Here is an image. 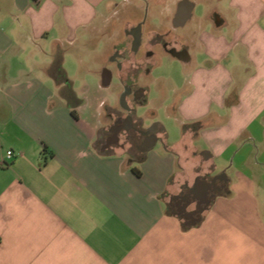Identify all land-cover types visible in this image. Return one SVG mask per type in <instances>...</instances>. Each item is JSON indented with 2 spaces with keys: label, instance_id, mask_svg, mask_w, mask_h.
<instances>
[{
  "label": "crops",
  "instance_id": "1",
  "mask_svg": "<svg viewBox=\"0 0 264 264\" xmlns=\"http://www.w3.org/2000/svg\"><path fill=\"white\" fill-rule=\"evenodd\" d=\"M143 19L144 85L156 34L192 67L167 101L164 87L145 97L176 135L160 123L128 160L97 147L106 101L72 88L74 108L53 71L70 81L66 59L97 31ZM209 174L228 187L189 227L171 201ZM0 264H264V0H0Z\"/></svg>",
  "mask_w": 264,
  "mask_h": 264
},
{
  "label": "flooded vegetation",
  "instance_id": "2",
  "mask_svg": "<svg viewBox=\"0 0 264 264\" xmlns=\"http://www.w3.org/2000/svg\"><path fill=\"white\" fill-rule=\"evenodd\" d=\"M125 41H120L113 45L111 52L107 56V61L113 66V70L105 68L104 75L106 83L112 82L116 77L122 86V101L125 105L115 113H109L113 123L103 140L101 149L105 152L121 151L129 160H136L143 154L142 150L152 143L161 140L163 127L160 123L146 126L143 119L137 116V109L144 106L145 97L150 92V85H144L141 81V70L144 65L152 68L150 60L155 58L153 50H146L145 43V21L144 19L131 28L125 30ZM150 43L160 46L164 50L163 54L180 58L186 61V49L177 50L170 48L171 42L168 34H156ZM162 55V54H161ZM156 65H160V58ZM137 153L135 154L134 153ZM138 157H137V156ZM201 183H210L208 197L197 195L193 188L182 190L181 193L171 201V208L184 224L192 223L196 219L202 218L199 214L206 207V202L210 201V206L217 196L226 191L228 182L224 174H209L200 177ZM203 190V186H201ZM194 209L190 210V206Z\"/></svg>",
  "mask_w": 264,
  "mask_h": 264
},
{
  "label": "rangeland",
  "instance_id": "3",
  "mask_svg": "<svg viewBox=\"0 0 264 264\" xmlns=\"http://www.w3.org/2000/svg\"><path fill=\"white\" fill-rule=\"evenodd\" d=\"M129 4L130 2H127L121 9L124 10V8L128 7ZM129 8L130 7H128V10ZM148 11V8H146L145 14L148 15ZM191 27L194 31L197 30V24L192 23ZM126 29H129V26H126L125 23L122 22H116L114 25L111 24L106 26V28L97 31L96 39L92 40L90 44L80 49V55L77 59H75V61L66 59L65 62L71 86L81 99L90 95V98L93 99L101 97L107 103V106L104 109L106 130L102 133L97 144L99 150H102L101 147L103 140L109 130V127L113 123L109 113H115L120 110L123 105L121 96L122 86L119 80L116 77L110 83H106L105 80L104 69H114L107 61V56L111 52L112 47L108 45L109 47L106 48V41L109 40L108 38L113 36H115L117 40H120L123 38ZM159 62L160 65L154 70L152 81L149 84L151 88V101L153 99H157L160 95L162 87L165 88L167 95L166 99L163 101H167L168 98L172 96L173 91L184 82L188 69L192 67L189 64L184 63V61L180 58H176L174 56L172 57L171 55L166 54L161 55ZM148 82L149 80H146V83ZM170 102H172L171 99ZM163 103L164 102L162 101H158L156 103V106L158 105L160 107L156 114H154L150 109L152 106H140L137 109V116L140 119H143L146 126H152L155 123H162L166 129L170 131L171 136L174 137L173 135H176V132L180 127V122L175 120L171 114L168 113V110L161 106ZM200 147L205 149V144L201 143ZM202 153L204 152H199L200 157L202 156Z\"/></svg>",
  "mask_w": 264,
  "mask_h": 264
},
{
  "label": "trees",
  "instance_id": "4",
  "mask_svg": "<svg viewBox=\"0 0 264 264\" xmlns=\"http://www.w3.org/2000/svg\"><path fill=\"white\" fill-rule=\"evenodd\" d=\"M53 75H54L58 85H64L62 93L65 96V98L69 100L70 104L74 108L79 107L81 105L82 101L77 98L75 92L72 89L70 81L68 80L64 70L61 68L60 65H58L54 69ZM73 114L75 115V112H73ZM188 127L189 126H185V128H188ZM197 127H199V124L197 125Z\"/></svg>",
  "mask_w": 264,
  "mask_h": 264
},
{
  "label": "water",
  "instance_id": "5",
  "mask_svg": "<svg viewBox=\"0 0 264 264\" xmlns=\"http://www.w3.org/2000/svg\"><path fill=\"white\" fill-rule=\"evenodd\" d=\"M122 104H123V106L125 105V103L122 101ZM157 144V141L155 142V143H152V144H150L149 146H147L146 148H144L143 150H142V152L143 153H146L148 150H150L152 147H154L155 145ZM201 186H203V190L201 189ZM210 186H211V184L210 183H208V182H206V183H201V179L199 178V179H197L196 180V184H195V188L193 189V192L194 193H197V195H203V197L205 198V199H207V197H208V191H209V188H210ZM209 207H210V201H207L206 202V207L203 209V210H201L200 212H199V214H203L205 211H207L208 209H209ZM201 220H202V218H199V219H196L194 222H192V223H188L187 225L189 226V227H194V226H196L198 223H200L201 222Z\"/></svg>",
  "mask_w": 264,
  "mask_h": 264
},
{
  "label": "built area",
  "instance_id": "6",
  "mask_svg": "<svg viewBox=\"0 0 264 264\" xmlns=\"http://www.w3.org/2000/svg\"><path fill=\"white\" fill-rule=\"evenodd\" d=\"M12 156H13V152L12 151L8 152V157L11 158Z\"/></svg>",
  "mask_w": 264,
  "mask_h": 264
},
{
  "label": "clouds",
  "instance_id": "7",
  "mask_svg": "<svg viewBox=\"0 0 264 264\" xmlns=\"http://www.w3.org/2000/svg\"><path fill=\"white\" fill-rule=\"evenodd\" d=\"M194 209V205L193 206H190V210Z\"/></svg>",
  "mask_w": 264,
  "mask_h": 264
}]
</instances>
